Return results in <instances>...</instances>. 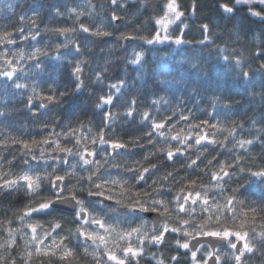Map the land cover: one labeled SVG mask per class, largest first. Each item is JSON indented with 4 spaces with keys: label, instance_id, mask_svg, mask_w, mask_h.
Returning <instances> with one entry per match:
<instances>
[{
    "label": "clouds",
    "instance_id": "obj_1",
    "mask_svg": "<svg viewBox=\"0 0 264 264\" xmlns=\"http://www.w3.org/2000/svg\"><path fill=\"white\" fill-rule=\"evenodd\" d=\"M0 30L19 45L4 41L0 58L15 59L21 84L0 79V177L33 178L0 179V264H25L29 225L45 247L72 250L43 264H111L108 251L128 264H199L193 249L220 246L203 233L225 228L247 231L251 251L237 262L223 247V264H264V227H240L244 208L264 212L252 175L264 170V0H0ZM201 120L215 143L199 139ZM187 192L201 199L186 203ZM129 244L141 255H125Z\"/></svg>",
    "mask_w": 264,
    "mask_h": 264
},
{
    "label": "snow or ice",
    "instance_id": "obj_2",
    "mask_svg": "<svg viewBox=\"0 0 264 264\" xmlns=\"http://www.w3.org/2000/svg\"><path fill=\"white\" fill-rule=\"evenodd\" d=\"M169 7H171V4L169 5ZM84 31H87V29L85 28ZM11 36H12V34H10L9 32H7L5 30H0V49L6 48V45L3 43L4 41H7V44L16 45V47H19V45L16 44V40L11 38ZM25 39H28V37L25 36ZM0 59L3 60L4 64L8 65V68L6 70H0V79H2L5 82L13 81L14 87L20 88L21 84L18 82L19 81L18 73L20 72V69L16 64L15 59L9 58V55L7 53H5V55ZM77 71H79V69H77ZM25 87H26V85H25ZM5 91H7V89H5ZM35 93H36V88L34 87L33 88V94L35 95ZM40 99L45 100V101L55 102V97L52 95H41ZM105 103H110V101L105 99ZM184 119L187 120L188 117L185 116ZM208 125H209V122L207 120H201L200 125L197 126V127H200V126L205 127L204 134L201 135L199 137V139L201 141H208L210 143H215V140L213 138L209 137V135L207 134V126ZM156 127L165 128L166 125L164 123H160V124H157ZM45 142L48 143L49 145H51V143H52L51 141H45ZM36 143H38V142L37 141H31V142H27V143L21 142V146L24 149H32ZM81 143H82V141H81ZM93 143H94V141H93ZM110 143H111V146L113 149L123 150L125 147V145L118 143V142H110ZM56 146L61 147V145L59 144L58 141L56 142ZM61 151L62 152H68L70 150L67 148L61 147ZM82 154L85 157H87V156L95 157L97 155L95 152H90L87 148H84ZM221 171L222 172L226 171V169H221ZM252 175H253L254 179L259 177L261 179V182L264 183V170H256V171L252 172ZM217 178H219V177L217 176ZM0 179L3 180V184H13V183L23 182V183H26L29 186H31V184L33 182V178L28 176V175H24L20 179H16V178L3 179L2 177H0ZM63 180H64V177H62V176H56L55 177V181L57 183H59ZM200 199H201V197H200L199 193H193V192H187L186 193V197H185L186 203L188 201H191L193 204H195ZM203 203L205 205H207L209 203V201L207 199H205V200H203ZM234 203H235V199L229 198V200L225 204V207L234 212V209L232 208ZM258 204H259V202H257V204H253L252 206H249V207L243 209L242 219H241V223H240L241 228H246L247 225L249 224V222H251L253 224L260 222L261 227H264V212H262L261 208L257 206ZM40 207L46 209L49 207V205L47 203H44V204H41ZM184 207L185 206L182 205L180 210L184 211ZM35 211H37V210H27L25 212V214L26 215H35ZM82 211L86 212L87 210L84 209ZM144 211L148 212V209L145 208ZM155 212H156V214L164 215L166 210H165V212H161L159 209H156ZM207 215H208V219H215L217 222H219L221 219V217H219V216L213 217L211 211H208ZM98 223H100L101 227H103L102 222H98ZM29 227L31 229V232L33 233L32 239L36 240L37 243L35 245H29V249L26 253L25 264H32L33 257L40 259L41 264H43V258L44 257H57L60 260H67L68 257L73 255L71 249H68L63 253H59V248L62 246L63 241H61L59 244H56L55 248H53L52 245L45 247L44 245H45V243H47V241L49 239L47 233H45V236L42 240H38L37 236H36V234L38 233V228L35 225H29ZM60 227L61 226L59 224L55 225V228H57V229ZM8 231H9V233H11V228H9ZM171 231L172 232H178L179 229L178 228H172ZM81 235H83L86 239H90L93 241L99 240L102 244H107L108 240L110 239L109 236H106L103 233L96 234V233H83L82 232ZM125 235L128 237L129 240L131 239V233H126ZM192 235H193V233H191V232H187V231L184 232L185 237H190ZM259 235L261 236V238H264V232L259 233ZM203 236L207 237L208 239H215V240L220 241V246L219 247H213L211 253H208L207 250H205V255H203V256H201L195 249H193L191 252V257L193 260L198 261L199 264H205V261H207V264H223V260L220 256V252H221L223 247H230L231 249H235L236 255L233 256V259L237 262H239L241 260L242 249L244 250V252L251 251V248H250V245L248 242V232L247 231H234L231 228H225L223 231H218V230L206 231L205 233H203ZM226 241H231L232 243H230V245H225L224 242H226ZM235 241H239V243H236ZM11 243L14 246L15 242L12 241ZM181 247H183L184 249H189L191 247V245L185 242L181 245ZM123 252L125 255H128V256L138 257L139 255H141V250L137 249L135 247H132L131 244H129L128 247L123 249ZM107 256H108L109 261H111V264H128L127 260L121 258V256L118 254H113L111 251H108ZM13 264H14V262H13Z\"/></svg>",
    "mask_w": 264,
    "mask_h": 264
}]
</instances>
